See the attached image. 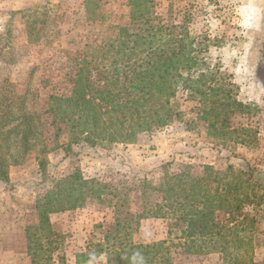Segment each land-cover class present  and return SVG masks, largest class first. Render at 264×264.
<instances>
[{
	"label": "rangeland",
	"instance_id": "obj_1",
	"mask_svg": "<svg viewBox=\"0 0 264 264\" xmlns=\"http://www.w3.org/2000/svg\"><path fill=\"white\" fill-rule=\"evenodd\" d=\"M27 1L26 9L35 6L43 14L40 19L46 18V29L39 41L27 43L22 17L12 21V36L0 39V47L5 44L14 47L7 55L0 53V81L8 79L22 91L29 113L41 112L49 95L70 93L69 80L75 76L84 55L89 53L88 61L91 52L103 45L104 51L107 45L116 47L122 39L118 33L123 27L136 31L137 25L130 22L128 0H100L99 12L104 19L96 20L86 18L84 0ZM152 1L151 17H159L164 23H186L189 34L196 41L203 40L200 57L211 66H219L230 77L237 87L239 101L256 106L250 119L241 121L258 128L257 145L231 148L209 139L205 125L195 120L196 102L185 91H178L175 97L179 111L184 114L182 119L173 120L159 130L140 133L133 143L95 146L80 143L66 152L60 146L67 141L65 133L55 141L50 128L43 142L45 154L39 155L38 147L16 159L5 156L0 159V264H77V254L84 255L80 264H117L116 257H111L109 263L106 255L96 254L94 245L102 232L114 231L118 215L121 223L128 222L121 234L127 235L132 243L168 242L166 247L173 264H234V258L239 264H264V204L244 209L257 222L245 230L238 228L236 238L243 240V245L233 252L234 245L230 244L227 254H181L180 248L175 247L181 243L177 239L180 232L172 228L168 235L172 221L154 218L147 212L154 213V203L160 201L154 189L164 173H179L185 167L194 174H199L205 165L219 171L228 166L251 171L254 180L264 188V0ZM7 23L6 16L0 18V31H4ZM110 51L109 55L96 59L95 65L111 69L109 65L114 58L120 61L119 53ZM38 158L45 161L44 172ZM74 170H79L84 179L105 183L107 191H115L117 198L105 197L106 201L112 198L107 208L89 200L78 209L51 214L49 222L58 235L52 245L56 249L49 262L44 261L43 254L38 261H32L24 229L37 223L35 201L49 190L52 179H60Z\"/></svg>",
	"mask_w": 264,
	"mask_h": 264
},
{
	"label": "trees",
	"instance_id": "obj_2",
	"mask_svg": "<svg viewBox=\"0 0 264 264\" xmlns=\"http://www.w3.org/2000/svg\"><path fill=\"white\" fill-rule=\"evenodd\" d=\"M99 1L84 0L87 19H104ZM128 7L136 31L123 27L118 33L122 39L116 47L110 44L104 51L103 45L91 52L88 61L89 53L84 55L75 76L69 80L70 93L49 95L41 112H27L22 91L8 79L0 81V159L2 156L16 159L38 147L39 155L45 154L43 142L50 128L55 141L65 133L67 141L60 146L66 152L80 143L90 146L133 143L140 133L159 130L173 120L182 119L184 114L175 101L178 91L188 92L189 98L196 102L195 120L205 125L209 139L231 148L257 145L258 128L241 121L249 120L256 106L239 101L237 87L230 77L219 66H211L200 57L203 40L196 41L184 22L153 19L152 0H128ZM26 16L29 39L39 41L46 29V18L40 19L36 10H28ZM151 21L156 22L149 25ZM111 49L119 53L120 61L114 58L109 65L111 69L95 65L96 59L109 55ZM38 162L44 172V159L38 158ZM107 188L98 179H84L79 170L52 179L49 190L35 201L37 223L24 229L32 261H38L43 254L44 261L49 262L56 249L52 245L58 235L49 222L51 214L78 209L89 200L110 207L112 198L108 201L104 198L108 195L117 198V193ZM154 190L160 201L154 203V213L147 212L154 218L172 221L168 235L172 228L180 232L177 239L181 243L175 247L183 255L227 254L230 244L236 252L244 242L236 238L238 228L245 230L257 222L244 209L264 204V188L254 180L251 171L235 170L232 166L219 171L205 165L199 174L188 167L179 173H164ZM119 218L115 217L114 231L101 233L94 245L96 254L106 255L109 263L111 257H116L117 264H137L142 257L144 264H173L166 247L168 242L134 244L121 234L128 222L121 223ZM83 261L84 255L77 254L76 263ZM233 262L239 264L235 258Z\"/></svg>",
	"mask_w": 264,
	"mask_h": 264
},
{
	"label": "crops",
	"instance_id": "obj_3",
	"mask_svg": "<svg viewBox=\"0 0 264 264\" xmlns=\"http://www.w3.org/2000/svg\"><path fill=\"white\" fill-rule=\"evenodd\" d=\"M20 1H23L24 4H21ZM29 2L27 0H0V18H3V16L8 18V23L6 28H4V31H0V39L3 40L5 38L11 37L12 36V29H13V25L12 21L15 18H19L22 17V19L24 20L23 22V32L25 34L26 37V42H34L32 40L29 39L28 37V31L26 30V21L28 20V17L26 16L28 13V10L35 11V6L34 7H30L29 9L26 7L29 5ZM31 4V3H30ZM4 6H7V9L4 8ZM20 6V7H19ZM10 7V10H8V8ZM22 8L21 10H18ZM5 10V11H2ZM8 10V11H7ZM40 13V12H38ZM42 15V13H40ZM9 22H11L9 24ZM3 30V29H1ZM12 47L11 45H3L0 47V53L7 52V54L12 52Z\"/></svg>",
	"mask_w": 264,
	"mask_h": 264
},
{
	"label": "clouds",
	"instance_id": "obj_4",
	"mask_svg": "<svg viewBox=\"0 0 264 264\" xmlns=\"http://www.w3.org/2000/svg\"><path fill=\"white\" fill-rule=\"evenodd\" d=\"M137 264H144V261H143V258L142 257H139L137 259Z\"/></svg>",
	"mask_w": 264,
	"mask_h": 264
}]
</instances>
